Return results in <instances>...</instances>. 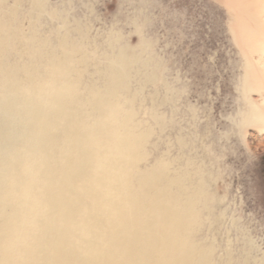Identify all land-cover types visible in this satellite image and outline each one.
<instances>
[{
	"label": "rangeland",
	"instance_id": "374dc122",
	"mask_svg": "<svg viewBox=\"0 0 264 264\" xmlns=\"http://www.w3.org/2000/svg\"><path fill=\"white\" fill-rule=\"evenodd\" d=\"M262 77L264 0H0V264H264Z\"/></svg>",
	"mask_w": 264,
	"mask_h": 264
},
{
	"label": "bare ground",
	"instance_id": "6f19581e",
	"mask_svg": "<svg viewBox=\"0 0 264 264\" xmlns=\"http://www.w3.org/2000/svg\"><path fill=\"white\" fill-rule=\"evenodd\" d=\"M57 50V49H56ZM55 59V58H54ZM56 61V60H55ZM58 61V60H57ZM54 62V61H53ZM59 64V63H58ZM60 66V65H59ZM263 69V68H262ZM121 73V72H120ZM260 73V72H259ZM116 75H118V74H116ZM120 76H121V74H120ZM112 80V79H111ZM119 82V81H118ZM261 86L263 87V89H264V77H262L261 78ZM119 96V95H118ZM118 98V97H117ZM112 100V99H111ZM263 100V103H264V99H262ZM261 100V101H262ZM100 103V102H99ZM89 104H90V102H89ZM95 105V104H94ZM113 106V105H112ZM92 107V106H91ZM109 107V106H108ZM90 112V111H89ZM88 112V113H89ZM32 116L34 117V118H38V119H36V125L34 126V128H35V130L37 131V133H39L40 132V130H41V123L40 122H38L39 121V115H37L36 113H33L32 114ZM251 119V118H250ZM255 121L256 122H264V113H260L256 118H255ZM24 128L26 129V130H28L30 127L29 126H27V125H25L24 126ZM66 128V127H65ZM137 134V133H136ZM123 146V145H122ZM112 156V155H111ZM116 157V156H115ZM118 158V157H117ZM116 165V164H115ZM116 167V166H115ZM110 178V177H109ZM32 184V183H31ZM157 197V196H156ZM51 202V201H50ZM46 219H47V216H45V221H44V225L42 226V228L43 229H46V228H48V226L50 225V223H45L46 222ZM53 221V220H52ZM153 227V226H152ZM149 229V228H148ZM98 238V237H97ZM55 243H56V247L57 248H59V247H61L62 246V244H63V242H62V239L59 237V238H56V241H55ZM159 246V245H158ZM167 250V249H166ZM63 257V256H62ZM68 258V256L67 257H64V260H68L67 259ZM173 258V257H172ZM176 258V257H175ZM167 259V258H166ZM170 259H171V257H170ZM161 262V261H160Z\"/></svg>",
	"mask_w": 264,
	"mask_h": 264
}]
</instances>
